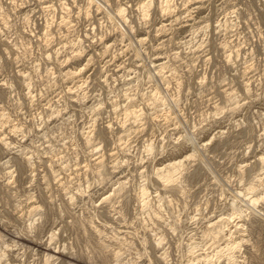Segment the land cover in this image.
<instances>
[{
    "label": "rangeland",
    "instance_id": "1",
    "mask_svg": "<svg viewBox=\"0 0 264 264\" xmlns=\"http://www.w3.org/2000/svg\"><path fill=\"white\" fill-rule=\"evenodd\" d=\"M148 1L0 0V264H264V0Z\"/></svg>",
    "mask_w": 264,
    "mask_h": 264
},
{
    "label": "bare ground",
    "instance_id": "2",
    "mask_svg": "<svg viewBox=\"0 0 264 264\" xmlns=\"http://www.w3.org/2000/svg\"><path fill=\"white\" fill-rule=\"evenodd\" d=\"M150 1V0H149ZM148 1V2H149ZM162 1V0H161ZM151 2V1H150ZM162 3V2H161ZM145 4V3H144ZM149 4V3H148ZM148 4L147 5H145L144 7H142V13H143V15H144V10H146V9H148L147 8V6H148ZM168 4V3H167ZM150 6H151V4H149ZM163 5H165V4H163ZM162 7V6H161ZM141 9V8H140ZM138 10V9H137ZM168 9H167V6H165V9H163L162 11H167ZM123 12H124V10L122 11V10H119V12H118V15H119V17L121 18L122 17V15H123ZM163 13V12H162ZM168 14V13H167ZM115 16V15H114ZM121 22V21H120ZM140 41H142V39H140ZM157 67V69L159 70V69H161L162 67H163V64H159V65H157L156 66ZM86 69V68H85ZM83 70L81 69V70H75V71H73V72H67L68 73V75H76L77 76V74H81L80 72H82ZM75 78V77H74ZM3 85V84H2ZM137 112V111H136ZM139 112V111H138ZM138 114V113H137ZM141 114V113H140ZM139 114V115H140ZM126 117V116H125ZM138 117V116H137ZM140 117V116H139ZM172 120V119H171ZM4 143V142H3ZM2 143V144H3ZM203 146V145H202ZM6 147V146H5ZM205 147V146H204ZM196 156H195V154H191V155H187V156H185V158H183L182 160L180 159L179 161L178 160H176L175 159V161L173 160V162H170V163H168L167 165H165V166H162V167H160V168H158L157 170H156V172L154 173L155 174V176H156V178H158V181L157 182H159V184H161V186L163 187V188H167V187H169V186H171V184H175L176 182H177V179H178V175L181 173V170H183V165H184V163L185 162H187L189 159H191V158H195ZM257 160V163L256 164H258L259 166H262V167H264V155H261V156H258V158L256 159ZM191 161V160H190ZM97 164H99V163H97ZM186 164V163H185ZM186 167V166H185ZM261 167V168H262ZM259 176V175H258ZM257 178V177H256ZM255 178V179H256ZM254 180V179H253ZM263 180V179H262ZM264 186V185H263ZM254 188V187H253ZM253 188H252V186H251V188H249L248 189V191H253ZM158 189V188H157ZM174 191V190H173ZM254 193V192H253ZM140 194H141V196H140V198H141V203H142V205H143V207L144 208H146L147 206H148V202H147V199H146V196H147V191H146V189H142L141 190V192H140ZM252 194V193H251ZM244 194H242L241 192H238L234 197V203H238L239 202V204H240V200H241V198H243L244 199V197H246V199H247V196H243ZM247 195H249L248 193H247ZM171 196V195H170ZM106 200L108 199V198H105ZM105 199H104V201H105ZM261 199H259L258 198V196L256 197H250V198H248L247 199V203L249 204V205H251L252 207H251V209L252 208H256V204L260 201ZM248 204H246V205H248ZM250 207V206H249ZM249 207H247V208H249ZM239 208H241V207H239ZM35 209V208H34ZM255 210V209H254ZM238 211V210H237ZM37 212V211H36ZM236 212V211H235ZM35 213V212H34ZM244 213V211H241V209H239V211L236 213V214H234L235 215V217H237V219H243V215H245V214H243ZM256 213H257V211H256ZM233 218V217H232ZM232 218H230V216L229 217H223V218H221V219H218V221H216V222H213V223H210L209 225H208V229H207V231H206V233L207 232H209V233H211L212 235H214V238L212 239V240H214V239H220V240H225L226 239V241H228V242H226V244L224 245V247H223V249L222 250H220V252L222 251V252H226L229 256L227 257V262H228V264H239V262H238V260L237 259H235V258H237L236 256H234L235 255V253L237 254V251H239L240 250V248L242 247V244H241V242H243V241H237V242H235L234 240H230V238H231V236L233 235L232 233H231V229H229L228 228V226H230V224L232 223ZM240 221V220H239ZM239 221H238V223H239ZM235 224L234 225V230H236V231H238V230H240V227H242L241 225H239V224ZM221 227H223V228H221ZM32 228V227H31ZM224 229H226V230H224ZM205 230V229H204ZM202 233V232H201ZM206 233H205V235L204 236H208V235H210V234H208V235H206ZM239 233V232H238ZM236 234V233H235ZM203 235V234H202ZM211 235V236H212ZM228 235V236H227ZM203 236V237H204ZM210 237V236H209ZM213 237V236H212ZM227 237V238H226ZM202 238V237H201ZM211 238V237H210ZM204 239H206L205 237H204ZM207 239H209V238H207ZM220 240L218 241V242H220ZM215 241V240H214ZM232 241V242H231ZM161 242H162V238L160 239L159 238V240H158V244H157V246L159 245V243L161 244ZM212 242V241H211ZM222 242V241H221ZM192 243H190V245H191ZM214 244V243H213ZM197 244H195V246H196ZM218 245H220V244H218ZM222 245V244H221ZM194 246V247H195ZM215 246V245H214ZM213 246V247H214ZM216 247V246H215ZM192 248H193V245H192ZM194 249V248H193ZM224 250V251H223ZM6 254V253H5ZM165 254V253H164ZM217 254H219L220 255V253L218 252ZM216 254V255H217ZM222 254V253H221ZM44 255V254H43ZM119 256L120 255H118V252H117V254L115 255V258L117 259V258H119ZM2 257V256H1ZM0 257V258H1ZM4 257V256H3ZM46 257V256H45ZM217 257V256H216ZM54 258V257H53ZM51 260L52 259V257L50 256H47L46 257V261L48 262V260ZM115 259V260H116ZM160 259H163L164 260V258H160ZM207 259H208V257H207ZM207 259H205L206 261H207ZM1 260V259H0ZM211 260V259H210ZM45 261V262H46ZM216 261V260H215ZM46 262V263H47ZM119 262V261H118ZM9 264V263H8Z\"/></svg>",
    "mask_w": 264,
    "mask_h": 264
}]
</instances>
